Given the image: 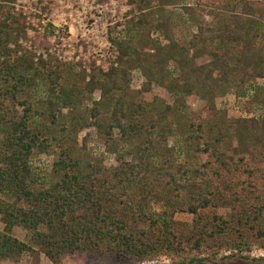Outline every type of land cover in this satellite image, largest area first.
I'll use <instances>...</instances> for the list:
<instances>
[{"label":"trees","instance_id":"trees-1","mask_svg":"<svg viewBox=\"0 0 264 264\" xmlns=\"http://www.w3.org/2000/svg\"><path fill=\"white\" fill-rule=\"evenodd\" d=\"M12 1L0 0V14L2 4ZM134 1L139 2L140 12L126 19V37L115 41L116 60L146 62L147 56L137 51L134 40L151 30L159 32L165 41L160 47L168 46L169 58L177 65L185 64L188 50L206 54V62L191 68L201 78L202 92L216 94L223 87L243 85L244 95L237 97L244 99L240 115L219 119L221 128L238 127L239 134L234 131L230 136L238 143L229 154L219 141L223 138L221 143H225L229 131H215L217 136L211 138L200 123L193 129L188 119L174 127L177 137L169 127L153 131L159 121L149 120L146 127L139 103L131 114H125L115 99L110 114L100 115L96 105L119 88L115 75L121 72L119 76L125 79L123 71L111 65L98 70L100 78L91 73L85 82L86 94L98 93L91 107V124L97 136L121 139L129 147L125 154L136 153L137 161H125V168L108 178L97 163L79 160L63 149L47 169L54 179L33 189L30 155L44 153L59 138L49 125L62 108L72 107L77 100L72 87L58 85L60 73L54 78L47 75L46 80L36 74L34 83L32 64L23 54L14 56L10 22L15 18L7 20L10 13L6 11L0 17V261L16 262L31 250L27 242L13 236L14 227L29 231L31 243L55 264L62 254L76 251L100 261L113 258L114 264H141L158 255L168 258V264L235 257L264 260L248 254L253 248L264 250V96L255 100L252 89L246 100L244 93L247 78L264 81V68L258 67L264 44V0H226L223 6L212 3L210 20L195 25L187 43L180 46L169 36L168 20H154L146 12L151 0L127 3ZM175 14L181 19L184 12ZM184 86L183 92L189 93V84ZM142 88L148 89L145 83ZM177 88L174 83L168 92L178 99L184 94ZM26 96L42 97L41 111L32 110ZM16 97H22L16 100L21 113L15 105L2 102ZM157 136L160 139L155 141ZM134 139L139 142L133 145ZM189 154L201 157L198 166L184 164ZM239 200H245L246 206ZM218 204L229 206L225 217L199 212ZM175 209L194 215L191 225L173 219Z\"/></svg>","mask_w":264,"mask_h":264},{"label":"rangeland","instance_id":"rangeland-1","mask_svg":"<svg viewBox=\"0 0 264 264\" xmlns=\"http://www.w3.org/2000/svg\"><path fill=\"white\" fill-rule=\"evenodd\" d=\"M225 1L151 0L150 5L145 9L154 20H168L169 36L177 46H180L187 43L195 25L207 23L210 20V10L214 7L213 4L223 6ZM183 6L187 8L184 11L181 10ZM138 7V1L129 4L127 0H13L11 3L2 4L3 12L0 17L8 11L10 17L7 20L12 19L13 16L15 18L10 22L15 44L9 46L13 47L16 52L14 56L23 54V57L32 64L33 69L30 70L32 76H30L34 83L38 79L36 74L42 76V80H46L47 75L54 78L55 74L60 73L62 77L57 80L58 85L64 88L72 87L77 100L72 107H64L57 113L54 124L49 125L46 121V125L53 127L51 130L56 132L59 138L52 141L44 153L33 152L30 155L28 160L32 174L30 186L33 189H36V186H46L48 180L54 179L49 176L47 169L63 149H67L70 156L79 160L85 159L97 163L105 169L103 173L108 178L122 167L125 168V161H137L136 153L125 154V149L129 147L123 145L121 139L116 136L107 140L105 136H97L91 124L93 119L91 107L98 99V93L95 91L90 95L86 94L85 82L91 73H94L96 78H100L98 70L104 71L111 65L116 66L117 72L122 70L125 79L119 76L121 72L115 75L114 79L119 88L111 90L107 99L96 105L100 115L110 114L115 99L120 100L125 114H131L130 110L135 107L136 103H139L142 107L141 110L139 109L142 112L140 116L146 127L149 126V120L158 119L159 125L152 128L153 131H164L166 127H169L177 137L178 133L174 127L180 125L183 119H188L192 121L193 129L195 124L200 123L204 133L211 138L217 136L218 130H227L219 126L221 115L231 120L240 115L239 107L241 103H244V99L239 100L237 97L244 95L241 94L243 85H230L226 89L223 87V91L216 94L210 91L202 92L201 78L191 68L196 64L206 62L209 57L200 52L196 54L191 49L185 55V64L177 65L174 59H170L172 57H170L168 46L160 47L165 44V41L158 31L151 30L148 34L135 37L134 44L137 51L148 58L142 65L132 59L122 60L120 63L116 60L115 41L123 36L126 37V19L131 15L137 17L140 12ZM176 12L180 14L184 12L183 16H180L181 19L176 16ZM261 38L264 39V34ZM257 53L260 54V51ZM261 55L262 59L259 60L258 67L264 68V44ZM144 65H146V70ZM245 81L248 87L244 92L245 95L247 94L246 100H249L248 94L252 89L256 91L255 100L264 96V81L257 78H247ZM142 83L146 84L147 90L141 89ZM174 83L180 87L177 89L181 90L186 87L185 84H189L191 91L185 94L182 90L184 95L177 99L176 95L168 92ZM21 98L16 97L13 100L5 98L2 102L15 105L17 112L21 113V105L16 104V100H21ZM41 98L26 96V102L32 110L41 111ZM167 106L169 110L165 108ZM175 108L176 112H173ZM33 116L37 121L41 120V116H36V114ZM227 131H229V137L225 139V143H221L223 138L219 141L220 145L224 144L226 151L231 154L230 148L238 141L231 140L230 136L234 131L238 135L239 130L234 125L233 129ZM158 139L160 137L157 136L155 141ZM138 142L134 139L133 145ZM194 144L199 143L194 141ZM161 145L163 146L162 141ZM201 161V157L189 154L185 157L184 164L196 167ZM7 200L10 201L9 198ZM238 203L246 206L247 202L239 200ZM228 210L229 206L218 204L201 208L199 212L225 217ZM192 218L195 219L194 215L187 213L184 209L173 210L175 220L191 225ZM1 227L0 223V229ZM12 234L19 240L27 242L31 250L23 253L16 262L4 260L0 261V264H55L39 250V247L31 243L29 231L14 227ZM248 254L264 259V250L261 249L253 248ZM99 263L114 264L113 258L100 261L99 258H93L87 253L77 251L73 255L62 254L56 264ZM168 263V258L158 255L141 264ZM193 264H264V260L252 261L235 257Z\"/></svg>","mask_w":264,"mask_h":264}]
</instances>
